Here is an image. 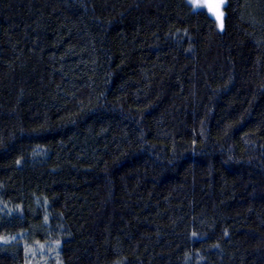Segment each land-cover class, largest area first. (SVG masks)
<instances>
[{
  "label": "trees",
  "instance_id": "obj_1",
  "mask_svg": "<svg viewBox=\"0 0 264 264\" xmlns=\"http://www.w3.org/2000/svg\"><path fill=\"white\" fill-rule=\"evenodd\" d=\"M0 264H264V0H0Z\"/></svg>",
  "mask_w": 264,
  "mask_h": 264
},
{
  "label": "rangeland",
  "instance_id": "obj_2",
  "mask_svg": "<svg viewBox=\"0 0 264 264\" xmlns=\"http://www.w3.org/2000/svg\"><path fill=\"white\" fill-rule=\"evenodd\" d=\"M195 9L206 10L217 22L220 30L225 28L226 0H188Z\"/></svg>",
  "mask_w": 264,
  "mask_h": 264
}]
</instances>
